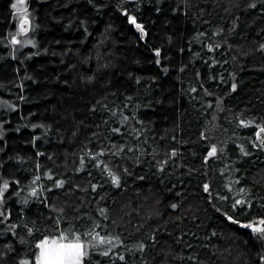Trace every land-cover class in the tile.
Masks as SVG:
<instances>
[{
	"label": "trees",
	"instance_id": "obj_1",
	"mask_svg": "<svg viewBox=\"0 0 264 264\" xmlns=\"http://www.w3.org/2000/svg\"><path fill=\"white\" fill-rule=\"evenodd\" d=\"M13 1L0 0V264H36L39 240L68 230L119 237L84 264H264V238L217 211L244 197L238 218L264 216V0H26L21 46Z\"/></svg>",
	"mask_w": 264,
	"mask_h": 264
},
{
	"label": "snow or ice",
	"instance_id": "obj_2",
	"mask_svg": "<svg viewBox=\"0 0 264 264\" xmlns=\"http://www.w3.org/2000/svg\"><path fill=\"white\" fill-rule=\"evenodd\" d=\"M255 5H253L254 7ZM11 8L15 9V11L19 14V26L18 31L16 34H9L11 37V42L13 44H22V43H33L31 40H19L17 37L21 33H28L31 27V20L29 18L28 9L25 6V0H17V2L11 4ZM128 20L131 24L135 25V27L141 33V39H143L144 35H146L145 28L141 23L137 22V18L135 16H128ZM212 46L209 45V48ZM261 49H264V44L260 45ZM153 51L156 53L157 57L161 54L160 48H154ZM156 63H160L159 59H157ZM91 79V77L89 78ZM233 90L236 89V84H232ZM23 99V97H20ZM15 107V105H12ZM241 125H252L254 121H247L245 122L243 119L240 120ZM35 127V125L33 126ZM255 138L258 141V144H255L256 147H264V124H256L255 125ZM115 131H120L119 129H115ZM241 151H244L243 146H241ZM217 152V146L215 144L211 145L210 150L208 151V157L215 155ZM247 155V153L245 152ZM173 155H175V150H173ZM208 157H205L207 160ZM106 169H108L107 165H104ZM108 175L111 177V181L117 187L120 186L121 178L115 172L108 169ZM39 180L40 177L37 176L35 178ZM49 179L51 176L49 175ZM65 182L63 180H57L53 187L55 188H63ZM37 187L31 188V195L33 197L37 196ZM78 187V186H77ZM93 189L97 186L92 185ZM204 191L209 193L210 186L208 184H204ZM9 189V182L7 180L3 181V184L0 185V201L4 199L5 192ZM43 190V189H41ZM49 193H51L52 189H47ZM246 190L244 188H240L239 192L244 193ZM221 199L227 200V197H222ZM171 207L173 209L177 208L176 204H172ZM252 208V203L249 200H246L244 197L239 199H235L231 204V209H220L217 208L218 212H221L222 216L225 218L226 222H231V225H239L242 228L250 229L252 233L257 234L259 237L264 238V216H257L251 220H246L243 218H238V214L243 212L245 216L247 215L248 211ZM11 212L9 211L8 215H5L3 211H0V216L7 220ZM2 222V221H0ZM11 227H15L12 225ZM29 232H32L33 229H28ZM55 231V230H53ZM15 234V233H14ZM213 235H216L213 233ZM84 236H90L91 239L85 240L81 238L80 233H72L71 230L68 231H60L58 236L54 235H45L43 239L39 240L37 247L40 249L39 253L36 255V264H84V257L89 254L90 248H97L99 245L102 244H110L112 240H116L118 243L119 237H112V236H103L100 235L99 232H86ZM112 247H115L113 244ZM143 247V245H141ZM105 255L108 253L105 252ZM120 259H124L123 256ZM264 259V257H261ZM22 264H28L27 261H23Z\"/></svg>",
	"mask_w": 264,
	"mask_h": 264
},
{
	"label": "rangeland",
	"instance_id": "obj_3",
	"mask_svg": "<svg viewBox=\"0 0 264 264\" xmlns=\"http://www.w3.org/2000/svg\"><path fill=\"white\" fill-rule=\"evenodd\" d=\"M15 2H17V0H14L13 1V3H15ZM26 4H27V1L25 0V6H26ZM26 8H27V6H26ZM14 11V15H15V17H16V23H17V27L19 26V19H20V17H19V14L15 11V9H13ZM30 18V17H29ZM33 25L31 24V27H30V30H29V32L28 33H26V34H24V35H22V34H20L18 37H17V39H19V40H22V41H24V40H30V37H31V32H32V30H33ZM23 44H27V43H22V44H17L16 46H21V45H23ZM208 156V155H207ZM73 233V232H72ZM56 236H58V235H56ZM81 238L82 239H85V240H88V239H91V237L90 236H82L81 235ZM91 250H92V248H90L89 249V253L91 252ZM39 251H40V249L38 248V250H37V252H36V255L39 253ZM35 261H36V257H35Z\"/></svg>",
	"mask_w": 264,
	"mask_h": 264
},
{
	"label": "water",
	"instance_id": "obj_4",
	"mask_svg": "<svg viewBox=\"0 0 264 264\" xmlns=\"http://www.w3.org/2000/svg\"><path fill=\"white\" fill-rule=\"evenodd\" d=\"M22 35H24V34H26V33H21ZM257 142V144L259 143L258 141H256ZM264 148V147H263ZM208 157V156H207Z\"/></svg>",
	"mask_w": 264,
	"mask_h": 264
}]
</instances>
